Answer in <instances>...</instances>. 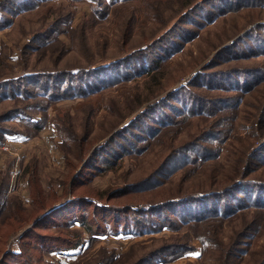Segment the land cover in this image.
Wrapping results in <instances>:
<instances>
[{
  "label": "trees",
  "instance_id": "16d2710c",
  "mask_svg": "<svg viewBox=\"0 0 264 264\" xmlns=\"http://www.w3.org/2000/svg\"><path fill=\"white\" fill-rule=\"evenodd\" d=\"M45 1L49 0H0V30L8 25L10 18L18 16L23 11H33ZM68 1L90 2L94 5L92 16L93 14L104 16L105 4H113L118 0ZM212 1L222 3V0H187L182 10L154 37L138 43L137 46L131 44L126 33H123L121 51L124 54L116 58L102 56L99 61L85 67L54 72L33 71L1 79L0 88L12 85L18 87L20 98L17 100L22 104L1 114L0 122H7L11 113L17 112L19 115L15 117L18 120L22 116V120L17 124L24 127L23 134L27 136L38 133L52 123L57 135L61 137L57 149L59 151L63 149L67 145L66 140H73L80 159L84 160L86 157L84 143L87 139L84 136L80 138L75 136L70 120L73 112L70 114V110L63 113L59 111L57 115L50 117L48 112L50 107L62 101L85 100L96 94L101 87L128 82L132 74L126 64L135 58L144 59L145 65L140 76L154 74L164 63L159 57L154 60L151 52L165 46L163 52L167 58L180 51L187 41L195 38L197 27L189 25L191 27L175 31L178 30V25L189 23L191 20L189 17L184 19L187 15L195 14L207 2ZM234 1L237 5L230 0L226 1L221 7V12L229 14L245 9L257 13L255 19L249 21L248 25L253 24L252 27L239 35L232 45L224 47L221 60L215 57L216 61H211L200 69L206 72L212 67L216 68L215 71L207 77L200 78L198 82L194 81L197 77L195 73L184 85L172 88L180 77L174 74L166 83L164 88L166 94L162 100L150 106L151 111L147 108L138 112L131 120L132 123L137 122L138 118L148 111V115L154 114L161 119L151 127L153 128L151 134H145L140 137L137 144L125 149L119 161L143 156L148 147L159 143L164 145V148L163 151H159L156 162L146 168L138 178L126 181L120 187L108 186L91 192L86 185H90L92 177L98 172L111 170L113 164V159L101 156L93 149L83 165L78 169L75 167L72 171L77 169L69 181L71 193L75 196L71 199L68 197L59 199L62 193H68L66 182L61 184L63 186L61 195L54 191L45 193L40 186L34 164L26 165L23 177H26L25 184L29 191L27 198L29 206L23 207L16 199L6 202L3 204L4 207L0 204V264H60L58 259L63 254L61 248L73 250L80 248L85 243L84 234L93 238L106 231L126 232L131 227L146 231L145 233H155L164 229L177 231L184 228L186 232H190L191 237L196 235L195 237L202 243H208V238L202 235L205 231L211 234V239L217 247L218 264H232L233 258L246 255L249 260H242V264H264V239L262 243L252 247L254 241L252 238L258 237V234L262 235L260 229L264 226V95L262 96L264 90L261 94L263 100L256 107L257 120L254 121L255 126L251 131L253 136L258 137L257 144L237 152L235 161L237 166L231 174V179L224 186H217L215 183L213 184L215 187L210 186L207 190H190L176 197H167L160 189L170 175L185 171L184 174L191 177L204 165L218 162L222 145L233 136L234 122L238 117V110L244 104V97L252 94L254 88H257V91L264 89V23H258L259 19H264V15L259 14L262 9L264 10V0ZM213 6V3L208 4L209 8ZM58 16L47 25L44 24L45 29L31 35L29 48L35 53L53 50L56 42L57 46L64 44L59 38L70 31L71 21L60 14ZM67 16H70V13ZM193 22L203 27L200 19H194ZM174 32L177 34L174 35ZM173 36L179 40H174ZM64 51L65 49L62 51L57 49V56ZM248 52H251L252 56L244 55ZM254 59L261 61L248 66L241 63ZM225 66L227 67L220 69ZM202 72L198 74L201 75ZM42 76L76 77L78 81L66 80L63 83L56 80L50 85L46 81L43 84L34 81ZM245 76H249L251 81L244 79ZM221 77L224 78V88L216 92H210L211 88H205V84ZM229 77L236 80L239 85L236 86ZM26 80L28 83H25ZM227 81H230V85L226 84ZM204 93L213 96L206 97ZM201 106L208 109L205 110ZM184 108H189V112H184ZM30 109L37 115L24 113ZM192 120H198L202 125L181 139L185 130L184 125ZM62 133L67 134L68 139L64 138L63 136L67 135ZM5 134L22 135L17 128L0 127V142L1 135ZM67 153L68 151H62L64 156ZM208 178L210 182L208 184L211 185L215 178L212 173ZM2 183L3 178H0V193ZM250 213L252 219L244 223L227 244L218 242L220 226L224 222L233 221ZM156 214L164 215L163 219L157 222L158 220L154 219ZM253 225L257 226L253 228ZM52 227L60 231L54 233L50 231ZM189 238L187 236L177 238L175 239L177 242L172 246L180 249L181 253L192 252L187 244ZM11 241L17 246V250L9 246ZM256 243L255 241L254 244ZM86 246L87 244H84V249ZM248 246L249 248L245 249ZM77 255L71 254L72 262ZM117 257L115 253L102 249L93 264H114ZM153 264H156V261Z\"/></svg>",
  "mask_w": 264,
  "mask_h": 264
},
{
  "label": "rangeland",
  "instance_id": "374dc122",
  "mask_svg": "<svg viewBox=\"0 0 264 264\" xmlns=\"http://www.w3.org/2000/svg\"><path fill=\"white\" fill-rule=\"evenodd\" d=\"M186 1L118 0L113 4H105L106 14L104 16L98 14L92 16L94 5L90 2L45 1L33 11H23L18 16L10 18L8 25L0 30V80L33 71L54 72L85 67L99 61L98 59L102 56L106 58L121 56L124 54L121 51L122 40L124 39L123 33H126L131 44L137 46L138 43L154 37L173 16H176L182 10V7L186 5ZM226 1L228 0H222V3L218 1L207 2L201 10L184 18L189 17L188 19L191 20L189 23H180L178 30L175 31H181L183 27L189 28L191 27L189 25H194L197 27L195 38L187 41L180 51L167 57L168 59L165 58L163 52L165 46L162 49L156 48L153 50L151 55L154 60L159 57L164 63L154 74L149 75V73L146 76H140L143 71L142 67L145 65L144 59L135 58V60H129L126 64V67L129 68L128 71L132 74L128 82L101 87L96 94L85 100L62 101L50 107L48 110L50 117H54L59 111L63 113L70 110V114L73 112L70 119L72 120L71 127L76 137H86L87 142L84 143L86 147L84 152H86L87 158L91 151L95 149L101 156L104 155L113 159L111 170L96 173V176L92 177L90 185H86V188L91 192L108 186L120 187L124 182L138 178L146 168L156 162L159 151H163L164 148V145L159 143H154L151 147H148L143 156L119 160L125 149L127 150L130 146L137 144L140 137L145 134H151L153 130L151 127L161 120L156 115H148V113L152 110L149 107L162 100L161 98L166 94V89H164L166 83L174 74H178L180 77L172 88L184 85L191 80L195 73H197V79L194 80L196 82L201 80L202 77L209 76L216 68L211 67L206 72H202L200 69L207 63L216 61L215 57L221 60L224 47L232 45L239 35L252 27L253 24H248L251 19H255L257 12L242 9L236 13H222L221 7ZM230 1L237 5L234 0ZM211 3L214 5L213 8L208 7V4ZM68 13H70V16H67ZM59 14L71 21L70 31L59 38L61 42L64 41V44L61 43L57 46L56 42L53 50L35 53L34 50L29 48L31 35L38 30L45 29V25L53 19H57ZM259 14L264 15V10L262 9ZM192 19H200L203 27L198 26ZM258 21V23H264V19ZM176 34L177 32H174V35ZM173 39L179 40L175 36H173ZM254 43L256 44L255 40ZM57 49L61 51L65 49V51L57 56ZM244 55L252 56L251 52ZM57 58L59 59L57 60ZM259 61L261 59L241 63L248 66ZM199 72L203 74L200 75ZM229 78L236 86L239 85L232 77ZM111 79L113 78L111 77ZM223 79L221 77L211 81L205 84V88H211L212 91L210 92H216V90L225 87ZM244 79L248 82L251 81L249 76H245ZM56 80H61L63 83L66 80L78 81L76 77L64 78L63 76H53L51 78L42 76L34 81L40 84L46 81L50 85V83L54 84ZM25 83H28V80ZM226 84L230 85V81H227ZM102 86L105 85L102 84ZM263 90L257 91V88H254L252 94L244 97V104L238 110V117L234 122L233 136L225 145H222L218 162L204 165L197 169L191 177L184 174L185 171L170 175L164 180L160 188L167 197H176L190 190H207L210 186L211 188L216 185L224 186L231 179V174L237 166L235 162L237 161V152L243 151L250 145L252 147V145L257 144L256 139L258 137L253 136L251 131L255 126L254 121L257 120L256 107L263 100L261 97ZM204 95L206 97L213 96L208 93H204ZM260 97L261 99H259ZM19 98L18 87L12 85L0 88V115L7 110V112L13 110L18 104H22L18 103L17 99ZM201 107L205 110L208 109L205 106ZM147 108H149V111L138 118L137 122H131L138 112H142ZM184 112H189V108H184ZM24 113L31 116L33 114L37 115L31 109L24 111ZM15 115L19 114L12 112L7 122H0V127L17 128L22 133V135H1L0 178H3V183L1 185L0 204L5 205L6 202L16 199L23 207L29 206L27 201L29 191L25 184L26 177H23L25 167L29 164H34L40 186L45 193L54 191L57 195H61L63 189L61 184L66 182L68 193H62L59 199L75 197L71 193L69 181L87 158L80 159L79 151L73 140H66L67 145L59 151L57 144L60 143L61 137L59 134L57 135L52 123L38 133L29 135L30 137L23 134L24 127L17 124L22 120V116L18 120ZM201 125L202 123L198 120H192L185 124L181 139L192 131L198 130ZM63 137L68 139V135ZM62 151H68L66 156L62 154ZM16 162L19 166L15 165ZM75 167L77 169L72 172ZM12 173H15V176ZM210 173L215 178L211 185L208 184L210 183L208 181ZM215 183L216 185H213ZM163 217L162 214H156L154 219L159 222ZM251 219L252 213L237 217L233 221L224 222L220 226L218 242L227 244L230 238H233L232 235ZM256 226L253 225V228ZM50 231L58 233L60 230L52 227ZM145 232L131 227L126 232L106 231L93 238L88 234H84L85 243L80 248L73 250L63 247L60 251L62 253L78 254L83 251L84 244H87L83 255L78 259L75 258V261L70 264H93L102 249L113 252L118 256L114 264H148L150 262L153 264L155 261L156 264H218L216 260L217 247L214 245L210 233L202 232V235L208 238V243H202L199 238L195 237L196 235L191 237L190 232H186L184 228L177 231L164 229L155 233ZM260 232H263V234H258V237L252 238L254 240L252 247L262 243L264 226L260 229ZM183 236L190 237L187 244L191 247L192 252L181 253L180 249L172 246L177 242V238ZM251 237H249L250 240ZM255 241L256 244H254ZM9 246L12 247L11 249L17 250V246L14 245L13 241ZM248 248L249 246L245 247V249ZM176 256L178 257L176 258ZM54 257L57 259L56 255ZM246 257L247 255L237 259L233 258L232 264H242V260H249ZM165 259L167 260L165 261Z\"/></svg>",
  "mask_w": 264,
  "mask_h": 264
},
{
  "label": "crops",
  "instance_id": "0c3cea01",
  "mask_svg": "<svg viewBox=\"0 0 264 264\" xmlns=\"http://www.w3.org/2000/svg\"><path fill=\"white\" fill-rule=\"evenodd\" d=\"M15 165L19 166L18 162H16ZM12 175L15 176V173H12ZM71 252H73V251L71 250ZM70 255H71V253H63L58 259L60 264H70L72 262Z\"/></svg>",
  "mask_w": 264,
  "mask_h": 264
},
{
  "label": "built area",
  "instance_id": "2783aa9c",
  "mask_svg": "<svg viewBox=\"0 0 264 264\" xmlns=\"http://www.w3.org/2000/svg\"><path fill=\"white\" fill-rule=\"evenodd\" d=\"M5 147L7 148V146H5ZM6 148H4V150H6ZM83 252H84V247H83V251L79 252L76 258L78 259L80 256H82ZM70 257L72 258L73 256L70 255ZM71 260H73V259H71Z\"/></svg>",
  "mask_w": 264,
  "mask_h": 264
}]
</instances>
